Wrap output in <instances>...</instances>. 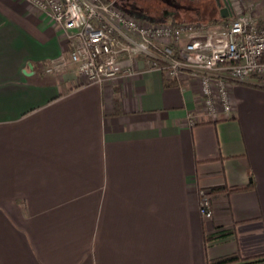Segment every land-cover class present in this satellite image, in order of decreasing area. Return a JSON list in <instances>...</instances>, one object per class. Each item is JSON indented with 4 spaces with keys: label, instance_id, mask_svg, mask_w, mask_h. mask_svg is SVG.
Masks as SVG:
<instances>
[{
    "label": "crops",
    "instance_id": "1",
    "mask_svg": "<svg viewBox=\"0 0 264 264\" xmlns=\"http://www.w3.org/2000/svg\"><path fill=\"white\" fill-rule=\"evenodd\" d=\"M241 10L264 21V0ZM70 52L36 8L0 0V264H264V87L235 84L214 119L142 57L96 85L54 66Z\"/></svg>",
    "mask_w": 264,
    "mask_h": 264
},
{
    "label": "built area",
    "instance_id": "2",
    "mask_svg": "<svg viewBox=\"0 0 264 264\" xmlns=\"http://www.w3.org/2000/svg\"><path fill=\"white\" fill-rule=\"evenodd\" d=\"M21 1L67 32L71 52L54 66L74 67L86 84L116 81L121 62L132 74L142 57L170 81L191 80L200 94L199 114L214 119L232 112L235 84L264 87V21L244 14L239 1L228 0L231 20L218 26L141 22L104 0ZM210 194L200 191L199 211L207 220L214 216Z\"/></svg>",
    "mask_w": 264,
    "mask_h": 264
},
{
    "label": "rangeland",
    "instance_id": "3",
    "mask_svg": "<svg viewBox=\"0 0 264 264\" xmlns=\"http://www.w3.org/2000/svg\"><path fill=\"white\" fill-rule=\"evenodd\" d=\"M141 22L172 24L186 22L207 25L212 17L219 15L216 0H107ZM239 1V2H238ZM243 0L238 2L241 8ZM241 2V3H240ZM231 11V10H230Z\"/></svg>",
    "mask_w": 264,
    "mask_h": 264
},
{
    "label": "trees",
    "instance_id": "4",
    "mask_svg": "<svg viewBox=\"0 0 264 264\" xmlns=\"http://www.w3.org/2000/svg\"><path fill=\"white\" fill-rule=\"evenodd\" d=\"M104 1L108 2L107 0H104ZM215 6H216L217 10H219L217 4ZM228 20H229L228 18L227 19H223L221 17V15H220V12H219V15L217 17H212V18L209 19V21L207 22V25L208 26H218V25H220L222 23L227 22ZM180 23H186V22H177V23L175 22L173 24H180ZM223 191H225V189L221 188V189L215 190V193L216 192H223ZM213 193H214V191H213ZM237 261H239V258L234 256V257L222 258V259L210 262V264H234Z\"/></svg>",
    "mask_w": 264,
    "mask_h": 264
},
{
    "label": "water",
    "instance_id": "5",
    "mask_svg": "<svg viewBox=\"0 0 264 264\" xmlns=\"http://www.w3.org/2000/svg\"><path fill=\"white\" fill-rule=\"evenodd\" d=\"M217 6L220 10V15L223 19H227L230 17L231 12L228 6V0H216Z\"/></svg>",
    "mask_w": 264,
    "mask_h": 264
}]
</instances>
